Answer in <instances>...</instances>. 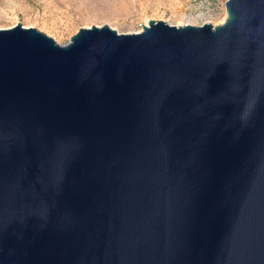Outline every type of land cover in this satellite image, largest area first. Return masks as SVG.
<instances>
[{"label": "water", "instance_id": "1", "mask_svg": "<svg viewBox=\"0 0 264 264\" xmlns=\"http://www.w3.org/2000/svg\"><path fill=\"white\" fill-rule=\"evenodd\" d=\"M225 10L0 30V264H264V0Z\"/></svg>", "mask_w": 264, "mask_h": 264}, {"label": "rangeland", "instance_id": "2", "mask_svg": "<svg viewBox=\"0 0 264 264\" xmlns=\"http://www.w3.org/2000/svg\"><path fill=\"white\" fill-rule=\"evenodd\" d=\"M183 5L175 16L173 4ZM0 0V30L20 24L65 45L79 29L107 25L118 34H136L149 21L178 26L221 25L226 0ZM174 2V3H173ZM171 7V8H170ZM225 18V19H224Z\"/></svg>", "mask_w": 264, "mask_h": 264}, {"label": "bare ground", "instance_id": "3", "mask_svg": "<svg viewBox=\"0 0 264 264\" xmlns=\"http://www.w3.org/2000/svg\"><path fill=\"white\" fill-rule=\"evenodd\" d=\"M178 1V0H177ZM174 3V2H173ZM171 8V7H170ZM183 9V5H181V3L178 1L176 3L173 4V13L176 15L180 14L179 12ZM183 11V10H182ZM225 19V18H224ZM186 25H192L190 20H184L181 21L180 24L177 27H183ZM193 26V25H192Z\"/></svg>", "mask_w": 264, "mask_h": 264}]
</instances>
